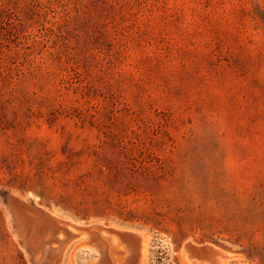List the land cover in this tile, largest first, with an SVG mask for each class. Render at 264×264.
<instances>
[{"label":"rangeland","instance_id":"rangeland-1","mask_svg":"<svg viewBox=\"0 0 264 264\" xmlns=\"http://www.w3.org/2000/svg\"><path fill=\"white\" fill-rule=\"evenodd\" d=\"M27 209L117 264H264V0H0V264Z\"/></svg>","mask_w":264,"mask_h":264},{"label":"water","instance_id":"water-1","mask_svg":"<svg viewBox=\"0 0 264 264\" xmlns=\"http://www.w3.org/2000/svg\"><path fill=\"white\" fill-rule=\"evenodd\" d=\"M27 213L33 216V220H39L38 225L33 226L32 231L34 239L28 238L26 246L32 254V261L35 264H55L59 259L60 249L64 243H69L88 235L89 240L98 248L101 253V260L98 264H111V260L105 256L106 248L103 239L100 235V226L79 227L60 221L51 215L39 210L27 209ZM32 220V219H31ZM48 230V231H47ZM42 231H47L48 236L44 240L39 234ZM62 233L64 240H60L58 234ZM118 236L123 242L126 249H130L133 245V240L130 235L120 232L110 231ZM53 244H57L53 248Z\"/></svg>","mask_w":264,"mask_h":264},{"label":"bare ground","instance_id":"bare-ground-1","mask_svg":"<svg viewBox=\"0 0 264 264\" xmlns=\"http://www.w3.org/2000/svg\"><path fill=\"white\" fill-rule=\"evenodd\" d=\"M72 225V224H71ZM73 227H74V225H73ZM99 227V226H98ZM48 231V230H47ZM47 231H45L44 233H46ZM100 235L101 236H103L106 240H107V242L109 243L108 245H109V250H110V253H109V255H110V260H111V264H117L116 262H115V260L113 259L112 260V254L116 251V253L118 254V255H121V254H125V252H123V251H121L122 250V247H123V249H125V245H123L124 243L123 242H121L120 240H119V238H118V236L116 235V234H114V233H110V232H106L105 230H103V229H100ZM48 233V232H47ZM45 235V234H44ZM48 235V234H47ZM47 235H45V236H47ZM84 236H87V238H88V240H89V237H88V235L87 234H85ZM58 237H59V239H62L63 238V235H62V233H59L58 234ZM114 239H116V241L114 242ZM144 239H145V241L147 242V240H146V237H144ZM32 240V239H31ZM144 241V242H145ZM115 243V244H114ZM146 245V244H145ZM57 247V246H56ZM56 247H53V248H56ZM98 251V250H97ZM100 251H98V253H99ZM100 254V256H101V253H99ZM59 259H60V255H59ZM59 259L57 260V262L55 263V264H58V262H59Z\"/></svg>","mask_w":264,"mask_h":264},{"label":"crops","instance_id":"crops-1","mask_svg":"<svg viewBox=\"0 0 264 264\" xmlns=\"http://www.w3.org/2000/svg\"><path fill=\"white\" fill-rule=\"evenodd\" d=\"M115 262L117 263V259L115 260Z\"/></svg>","mask_w":264,"mask_h":264}]
</instances>
